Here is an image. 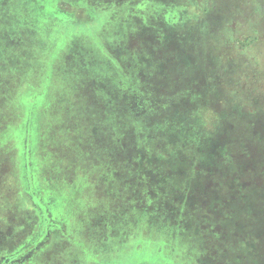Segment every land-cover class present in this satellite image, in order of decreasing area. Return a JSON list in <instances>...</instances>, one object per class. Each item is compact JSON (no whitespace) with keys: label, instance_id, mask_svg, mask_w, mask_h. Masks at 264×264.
I'll use <instances>...</instances> for the list:
<instances>
[{"label":"rangeland","instance_id":"1","mask_svg":"<svg viewBox=\"0 0 264 264\" xmlns=\"http://www.w3.org/2000/svg\"><path fill=\"white\" fill-rule=\"evenodd\" d=\"M264 264V0H0V259Z\"/></svg>","mask_w":264,"mask_h":264},{"label":"flooded vegetation","instance_id":"2","mask_svg":"<svg viewBox=\"0 0 264 264\" xmlns=\"http://www.w3.org/2000/svg\"><path fill=\"white\" fill-rule=\"evenodd\" d=\"M7 255H3L0 259V264H12L11 261L7 260Z\"/></svg>","mask_w":264,"mask_h":264}]
</instances>
